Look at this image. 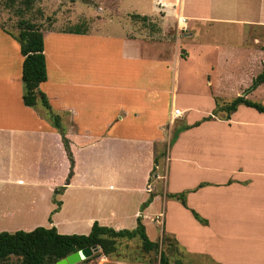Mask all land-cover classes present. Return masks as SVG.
Instances as JSON below:
<instances>
[{
    "label": "crops",
    "instance_id": "crops-1",
    "mask_svg": "<svg viewBox=\"0 0 264 264\" xmlns=\"http://www.w3.org/2000/svg\"><path fill=\"white\" fill-rule=\"evenodd\" d=\"M115 1L96 14L59 12L42 27L48 77L39 91L50 110L24 104L21 45L0 27V231L88 235L95 222L133 230L142 216L159 241L149 231L162 216L161 232L184 256L264 264V114L241 105L230 119L213 116L215 98L264 100V83L247 93L264 66V18L220 14L225 4L214 0L188 13L184 0L165 11L157 0L128 9ZM176 13L188 19L186 33ZM251 26L261 33L248 34ZM227 28L242 31L241 46L219 45ZM163 178L164 196L155 192Z\"/></svg>",
    "mask_w": 264,
    "mask_h": 264
},
{
    "label": "trees",
    "instance_id": "trees-1",
    "mask_svg": "<svg viewBox=\"0 0 264 264\" xmlns=\"http://www.w3.org/2000/svg\"><path fill=\"white\" fill-rule=\"evenodd\" d=\"M34 2L35 0H24L26 9H31ZM18 26L19 33L16 38L21 45V53L24 57L22 67V81L24 84L23 102L28 107H35L40 101L50 110L47 97L39 91V86L47 81L48 77L42 25L22 19ZM262 83H264V66L262 73L257 76L252 86L247 90V93L255 90ZM215 103L216 109L213 112V116L222 113L224 119H230L231 114L236 112L241 105L253 108L259 113L264 114V104L249 99L246 96H239L230 102H225L221 98H215ZM213 116L204 118V121L212 120ZM51 118L53 125L59 129L63 136V142L70 158L71 166L73 167V156L69 148V142L64 135L60 117L51 113ZM187 128H189V126L178 129L175 132L174 140L177 138L180 131ZM159 157L160 156H157L155 159L156 165L159 164ZM155 172L156 168L153 170L152 174L154 175ZM62 191L63 188L57 190L55 195L62 193ZM154 197L155 194L151 193L147 202L142 206V211L149 206ZM57 204L60 205L58 202ZM193 215L200 223L207 224V220L203 219L195 211H193ZM134 239L141 240L144 253H159L161 258L160 264H172L168 258L169 253L172 252L175 247H178V244L174 239L167 236L166 233H163L159 241L150 240L143 224L142 216L138 217L137 227L133 230L124 229L117 231L110 227L101 226L95 222L88 235H64L58 233L55 227H37L30 232H2L0 233V264H4L11 257L20 258L22 264H58L59 261L65 259L69 255L86 248H98L101 249L103 255L112 256L118 252L119 240ZM162 245H165L166 250L161 251ZM87 261L88 259L81 261V263H88ZM174 264L184 263L178 260Z\"/></svg>",
    "mask_w": 264,
    "mask_h": 264
},
{
    "label": "rangeland",
    "instance_id": "rangeland-1",
    "mask_svg": "<svg viewBox=\"0 0 264 264\" xmlns=\"http://www.w3.org/2000/svg\"><path fill=\"white\" fill-rule=\"evenodd\" d=\"M214 1L215 4L216 3L221 5L225 4L223 7L220 8V10H217L220 14L227 15L229 17L236 18L238 20L258 21L260 20V18L262 19L264 18V7L262 9L261 0H214ZM121 2L122 4H124V7L127 9L134 5L133 0H121ZM168 2H170V0L167 1L168 6H170ZM42 3L43 0H35L31 9L27 10L26 5L24 4V0H0V27H2L3 29L6 28L9 32L18 36L19 33L18 24L22 19L30 20L36 24H41L42 27L44 26L47 28L48 26H50L51 22L55 21L59 12L64 13L63 19L71 17L73 13H75L73 14V16H76V14L77 16H81L84 9H86L87 11L89 10L90 12L96 14L97 9L104 7L105 4L113 5L117 2L115 0H58V1L50 0L47 4V7H42ZM72 6H77L78 9L75 8L72 9L71 8ZM184 11L187 13L189 11H195V12L198 11V0H184ZM191 24L195 25L196 23L191 22ZM176 29L177 32L180 31L178 24L176 25ZM247 30H249L247 33L250 34L251 36L254 35L255 33L257 34L261 33V28L259 27L251 26V27H247ZM183 32L186 33L187 31H183ZM241 35H242V31H240L239 29L230 30L227 28L225 29V36L221 37V35H217L216 39L218 43L220 42L219 45L221 47H224L225 45H232L239 47L242 45ZM179 78L180 80H182L183 78L182 72H180ZM260 97H264V94ZM227 98H228L226 99L227 102H230L234 99L230 95H227ZM254 101L264 104L262 102L264 100L256 99ZM163 180L164 178L156 185L155 192H158L159 195L160 193H162L163 187L165 185L164 184L165 181ZM154 194L155 196L157 195L156 193ZM162 194L164 196L165 192H163ZM58 206H61V204ZM161 209L162 207L160 205V211ZM50 219L51 217L49 218V221ZM157 220L159 221L158 222L159 225L162 226V221H163L162 216H159ZM159 227L154 229L152 228L149 231V235L152 238H156L159 234L163 235V233H165L164 229L163 232H161V228ZM0 233L2 232L0 231ZM164 250H166V247L165 245H162L161 251ZM102 256L103 254L101 253V249H99L97 252H94L90 258H88L87 262L88 263L90 261L96 262ZM107 257L111 261H124L130 264H140L142 262L148 264H160L161 261L159 253L158 254L144 253L142 249L141 240L139 239L119 240L118 252L112 256H107ZM168 258L172 264H174L178 260H181L186 264H201L200 263L201 261L199 262L196 259L197 257L184 256L183 252L180 251L179 247H175V249L169 253ZM4 264H22V260L17 257H11ZM78 264H82V263L80 262Z\"/></svg>",
    "mask_w": 264,
    "mask_h": 264
},
{
    "label": "built area",
    "instance_id": "built-area-1",
    "mask_svg": "<svg viewBox=\"0 0 264 264\" xmlns=\"http://www.w3.org/2000/svg\"><path fill=\"white\" fill-rule=\"evenodd\" d=\"M168 0H157V7L160 11H165L166 8H172L174 10L179 9L180 3L179 0H170L174 1L175 4H171L168 6L167 4ZM176 18H177V24L181 32L186 31L187 29V18L184 16H181L179 13H176ZM175 114L180 115V110H176ZM88 264H130L124 261H111L107 256L103 255L102 257L99 258L98 261L92 262L90 261ZM140 264H148V263H140Z\"/></svg>",
    "mask_w": 264,
    "mask_h": 264
},
{
    "label": "water",
    "instance_id": "water-1",
    "mask_svg": "<svg viewBox=\"0 0 264 264\" xmlns=\"http://www.w3.org/2000/svg\"><path fill=\"white\" fill-rule=\"evenodd\" d=\"M98 248H86L77 253L71 254L65 259L58 262V264H78L83 260L90 258L94 252H97Z\"/></svg>",
    "mask_w": 264,
    "mask_h": 264
}]
</instances>
